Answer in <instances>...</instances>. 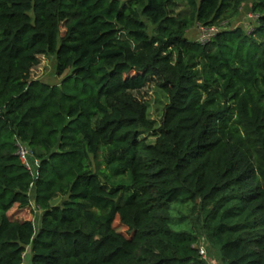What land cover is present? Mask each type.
<instances>
[{
    "label": "trees",
    "instance_id": "trees-1",
    "mask_svg": "<svg viewBox=\"0 0 264 264\" xmlns=\"http://www.w3.org/2000/svg\"><path fill=\"white\" fill-rule=\"evenodd\" d=\"M41 56L60 87L34 81ZM203 237L264 264V0H0V264H208Z\"/></svg>",
    "mask_w": 264,
    "mask_h": 264
},
{
    "label": "rangeland",
    "instance_id": "rangeland-1",
    "mask_svg": "<svg viewBox=\"0 0 264 264\" xmlns=\"http://www.w3.org/2000/svg\"><path fill=\"white\" fill-rule=\"evenodd\" d=\"M126 1V0H122ZM251 5H246V7L241 11L239 17L231 22L232 27H240L244 30L251 31L254 24L253 14L250 12ZM223 28H228V22L221 23ZM216 27L215 29H217ZM204 27L197 25L193 27L188 33L187 37L194 41H201L203 42L202 30ZM220 29V28H218ZM222 30V28L220 29ZM33 79L34 81H38L42 84L49 85L51 87L57 86L60 87L62 80L56 76V58L53 56H41L40 63L33 69ZM158 80V79H156ZM137 99L143 101L147 106V112L149 119L153 122L155 131L151 132H143L141 134V138L145 139L147 143L154 144L157 138V131L162 123V117L164 114L165 106L168 103V97L166 94L157 87L156 82L149 83L145 88H143L140 92L135 93ZM108 158V157H107ZM28 163L30 165V172L36 178L38 175V167L39 162L34 159L31 155L28 159ZM115 181H119L120 177H114ZM126 178V176H125ZM125 193V192H123ZM31 201L35 208H37V204L35 203L36 197V188L35 186L32 187L30 192ZM63 197L60 193L52 199L51 205L55 206L62 203ZM38 210V209H37ZM42 211L38 210L36 212V225L37 228L39 227V222L41 219ZM198 246L201 248V254L205 258L208 264H224L221 260L217 250L212 247V245L206 240L205 237L200 238ZM23 264H31V249L28 248L27 252L24 256V263Z\"/></svg>",
    "mask_w": 264,
    "mask_h": 264
},
{
    "label": "built area",
    "instance_id": "built-area-1",
    "mask_svg": "<svg viewBox=\"0 0 264 264\" xmlns=\"http://www.w3.org/2000/svg\"><path fill=\"white\" fill-rule=\"evenodd\" d=\"M202 30V35L201 37H203V42L208 41V39L213 36L217 29L215 28H210V29H201ZM18 154L20 155L21 159L23 160L24 164L26 165V167L30 170V165L28 163V159L29 157L32 155L31 150L23 143H18Z\"/></svg>",
    "mask_w": 264,
    "mask_h": 264
},
{
    "label": "crops",
    "instance_id": "crops-1",
    "mask_svg": "<svg viewBox=\"0 0 264 264\" xmlns=\"http://www.w3.org/2000/svg\"><path fill=\"white\" fill-rule=\"evenodd\" d=\"M37 212V211H36Z\"/></svg>",
    "mask_w": 264,
    "mask_h": 264
}]
</instances>
